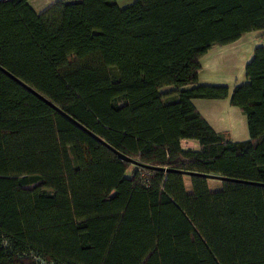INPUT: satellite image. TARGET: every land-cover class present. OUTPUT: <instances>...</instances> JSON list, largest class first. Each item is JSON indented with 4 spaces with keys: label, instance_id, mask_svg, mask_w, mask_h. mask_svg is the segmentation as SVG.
Here are the masks:
<instances>
[{
    "label": "trees",
    "instance_id": "16d2710c",
    "mask_svg": "<svg viewBox=\"0 0 264 264\" xmlns=\"http://www.w3.org/2000/svg\"><path fill=\"white\" fill-rule=\"evenodd\" d=\"M253 31L264 0H0L1 66L119 152L172 169L123 161L0 70V264H264V186L178 171L264 184V44L231 93L199 83L210 49ZM227 97L248 139L193 102Z\"/></svg>",
    "mask_w": 264,
    "mask_h": 264
},
{
    "label": "rangeland",
    "instance_id": "374dc122",
    "mask_svg": "<svg viewBox=\"0 0 264 264\" xmlns=\"http://www.w3.org/2000/svg\"><path fill=\"white\" fill-rule=\"evenodd\" d=\"M54 1L55 0H30V4L35 10L41 12ZM134 1L135 0H118V4L120 7H125L132 4ZM257 39L256 35L248 34L237 43L216 46L210 49L208 52L209 54L206 53L202 58L203 67L200 75V84L211 82L212 84L210 85H226L229 87L231 93L235 86L236 78L239 82L238 84L246 82L245 64L248 61V57L245 59L246 55H244V51H253L256 46L264 44V40ZM216 51H233V53H230V56L235 59V64L223 63L222 66H218L216 62L220 59L221 55ZM78 63H80V61H78ZM229 68H233V71ZM121 72H129V67H124L121 69ZM164 89H171V87H165ZM205 112L209 121L214 126L218 129H224L218 131H227L231 139L242 141L249 138L250 135L246 115L238 106L230 105L228 102L224 104L215 103L213 107H209ZM186 184L190 189L191 183L189 178H186ZM221 185V180L209 179V186L212 189L220 188Z\"/></svg>",
    "mask_w": 264,
    "mask_h": 264
},
{
    "label": "water",
    "instance_id": "95a60500",
    "mask_svg": "<svg viewBox=\"0 0 264 264\" xmlns=\"http://www.w3.org/2000/svg\"><path fill=\"white\" fill-rule=\"evenodd\" d=\"M0 70L2 72H4L6 75H8L10 78H12L13 80H15L16 82L22 84L23 86H25L28 90H30L31 92H33L35 95H37L39 98H41L42 100H44L45 102H47L49 105H51L54 109H56L59 113H61L62 115H64L66 118H68L70 121H72L74 124H76L77 126H79L81 129H83L85 132H87L89 135H91L92 137H94L95 139L99 140L100 142H102L103 144H105L107 147H109L110 149H112L115 153L118 154V156L123 160V161H130L136 165H140V166H147V167H152L154 169H164L165 171H171L172 169L169 168H165V167H158V166H150L147 164H143L142 162H139L133 158H130L126 155H124L123 153L119 152L117 149L113 148L109 143H107L103 138H101L99 135H97L95 132H93L92 130H90L89 128H87L85 125H83L82 123H80L77 119H75L74 117H72L71 115H69L67 112H65L63 109H61L60 107H58L56 104H54L52 101H50L49 99H47L45 96H43L41 93H39L37 90H35L33 87L29 86L28 84H26L23 80H21L20 78H18L17 76H15L13 73H11L9 70H7L6 68H4L3 66L0 65ZM179 172L183 173V174H187V175H191V176H203L206 177L208 179H218V180H232V181H236V182H240V183H249V184H254V185H263V183H259V182H252V181H247V180H239V179H231L228 177H224L221 175H217V174H211V173H200V172H194V171H185V170H178Z\"/></svg>",
    "mask_w": 264,
    "mask_h": 264
},
{
    "label": "crops",
    "instance_id": "0c3cea01",
    "mask_svg": "<svg viewBox=\"0 0 264 264\" xmlns=\"http://www.w3.org/2000/svg\"><path fill=\"white\" fill-rule=\"evenodd\" d=\"M56 1V0H55ZM54 1V2H55ZM54 2H51L50 4L54 3ZM248 34H253L254 36L256 35V37L258 38L257 40H264V35L262 36H259L262 34L261 31H253V32H249L247 34H245L244 36L248 35ZM244 36H242L240 39H238L237 41L235 42H232V43H237L239 42ZM219 55H221L220 59L216 62V64L218 66H222L223 63L225 64H232L234 65L235 64V59L232 58L230 56V53H233V51H216ZM254 50L253 51H244V55L245 56V59L248 57V60L249 58H251L252 54H253ZM209 54V53H208ZM248 62V61H247ZM246 62V63H247ZM202 64H203V60H202ZM246 65V64H245ZM230 69V68H229ZM231 71H233V68L230 69ZM201 72H202V69L200 70V75H201ZM246 78V77H245ZM199 83H200V78H199ZM204 83H211V82H204ZM236 83H239L237 78L235 80V84ZM212 84V83H211ZM193 102L194 104L196 105V107L198 108V110L208 119V117L206 116V110L209 109V107H213L215 103H220V104H224V103H229L230 104V97H227V98H224V99H205V98H195L193 99ZM222 102V103H221ZM231 105V104H230ZM217 106V105H216ZM204 109V110H203ZM209 121V119H208ZM210 122V121H209ZM211 123V122H210ZM211 125L218 131V130H224V129H218L216 126H214L212 123Z\"/></svg>",
    "mask_w": 264,
    "mask_h": 264
},
{
    "label": "built area",
    "instance_id": "2783aa9c",
    "mask_svg": "<svg viewBox=\"0 0 264 264\" xmlns=\"http://www.w3.org/2000/svg\"><path fill=\"white\" fill-rule=\"evenodd\" d=\"M1 1H8V0H1Z\"/></svg>",
    "mask_w": 264,
    "mask_h": 264
}]
</instances>
